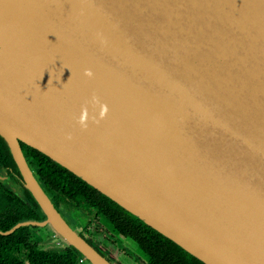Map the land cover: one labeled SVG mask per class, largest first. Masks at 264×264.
Listing matches in <instances>:
<instances>
[{
    "label": "water",
    "instance_id": "water-1",
    "mask_svg": "<svg viewBox=\"0 0 264 264\" xmlns=\"http://www.w3.org/2000/svg\"><path fill=\"white\" fill-rule=\"evenodd\" d=\"M0 137L90 264L19 141L204 264H264V0H0Z\"/></svg>",
    "mask_w": 264,
    "mask_h": 264
},
{
    "label": "flooded vegetation",
    "instance_id": "flooded-vegetation-1",
    "mask_svg": "<svg viewBox=\"0 0 264 264\" xmlns=\"http://www.w3.org/2000/svg\"><path fill=\"white\" fill-rule=\"evenodd\" d=\"M19 143L33 175L66 223L70 225L77 221L79 235L111 264H159L155 261V255L163 258L162 262L166 264H198L193 259L204 264L181 247L177 249L167 237L105 195L69 175L67 178L74 188L67 192L78 193L79 198L73 199L66 193L52 192L49 184L41 179L38 172V167L42 168V164L48 163V160L36 149L21 141ZM114 220L127 226L126 233L116 227ZM44 221L45 217L40 214L38 205L26 188L25 179L19 171L11 148L0 137V232L7 231L18 223L27 222L17 228H23L25 239L14 252L26 264H39L35 256L36 249L53 251L67 247L56 239L49 226L42 224ZM0 236L8 235L0 233ZM4 241L6 242L5 239ZM176 246L178 247L177 244ZM78 263L90 264L80 253Z\"/></svg>",
    "mask_w": 264,
    "mask_h": 264
},
{
    "label": "trees",
    "instance_id": "trees-1",
    "mask_svg": "<svg viewBox=\"0 0 264 264\" xmlns=\"http://www.w3.org/2000/svg\"><path fill=\"white\" fill-rule=\"evenodd\" d=\"M38 153L41 156H43L46 160H48V163L42 164V168L38 167V172H39L41 179L49 184L50 190L52 192L62 193V194L66 193L69 196H71L73 199L79 198L80 195L77 196L78 193L67 192L68 189L71 190L72 188H74L73 185L69 182L67 175L71 176L72 178L77 179L79 182H81V184H84L90 188L92 187L88 185L87 183H85L80 178H78L77 176H75L73 173L68 171L67 169L55 163L53 160H51L46 155L40 152ZM114 224L121 232L126 233L125 230H127V226L123 225L122 223L116 220H114ZM7 235L8 236H0V240H1L0 241V264H26L24 261L18 259L14 255V252L19 249L20 244L24 243L23 240L25 239V236L23 233V228H19L14 233L10 235L7 234ZM18 238H20V240H18ZM4 239L6 240V242L4 241ZM169 241L172 244H174L177 249L180 248L179 246L177 247L176 244L172 242L171 240ZM66 246H67L66 248H63L61 250H53V251L36 249L35 256L39 260V264H79L78 263L79 252L71 246H68V245ZM193 260L194 262L201 264L198 260L196 259H193ZM155 261L158 262L159 264H166L165 262H162L163 258L157 255H155Z\"/></svg>",
    "mask_w": 264,
    "mask_h": 264
},
{
    "label": "clouds",
    "instance_id": "clouds-1",
    "mask_svg": "<svg viewBox=\"0 0 264 264\" xmlns=\"http://www.w3.org/2000/svg\"><path fill=\"white\" fill-rule=\"evenodd\" d=\"M84 75L87 76V77H92L93 76V72H92L91 69H85ZM92 102L93 103H99V98L97 96L93 95ZM105 112H107V107H104L103 108V111L101 112V116H103ZM84 121H85L84 116H81L80 119H79V121H78V123H80V125L82 127H86L87 125L85 124Z\"/></svg>",
    "mask_w": 264,
    "mask_h": 264
},
{
    "label": "rangeland",
    "instance_id": "rangeland-1",
    "mask_svg": "<svg viewBox=\"0 0 264 264\" xmlns=\"http://www.w3.org/2000/svg\"><path fill=\"white\" fill-rule=\"evenodd\" d=\"M76 225H77V221H75V222L70 224V226H73V227L77 228ZM46 227H48V226H46Z\"/></svg>",
    "mask_w": 264,
    "mask_h": 264
}]
</instances>
